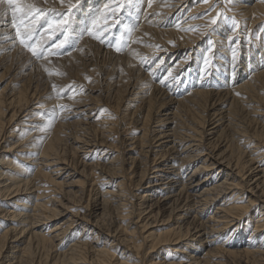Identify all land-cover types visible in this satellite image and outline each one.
I'll use <instances>...</instances> for the list:
<instances>
[{
    "label": "bare ground",
    "instance_id": "6f19581e",
    "mask_svg": "<svg viewBox=\"0 0 264 264\" xmlns=\"http://www.w3.org/2000/svg\"><path fill=\"white\" fill-rule=\"evenodd\" d=\"M84 1L73 39L39 57L0 4V264H264V0H207L203 22L187 11L200 0H115L114 16V0ZM217 12L239 28L211 25ZM94 16L104 43L80 37ZM76 67L85 85L62 75ZM165 214L175 225L154 234Z\"/></svg>",
    "mask_w": 264,
    "mask_h": 264
},
{
    "label": "rangeland",
    "instance_id": "374dc122",
    "mask_svg": "<svg viewBox=\"0 0 264 264\" xmlns=\"http://www.w3.org/2000/svg\"><path fill=\"white\" fill-rule=\"evenodd\" d=\"M28 1H30V2H28ZM33 1V2H32ZM25 0V2H28V3H34V5L36 6V7H39V8H41V9H52V8H55L56 9V7L55 6H51V4H52V2H50L51 4H49V1H46V0ZM36 1H37V3H36ZM43 1V2H42ZM48 2V3H47ZM40 3V4H39ZM42 3V4H41ZM83 4H86V2L84 1V0H82V2L80 3V5L78 6V8L77 9H79V8H81L82 6H83ZM47 5H50L49 7L47 6ZM192 7H194V8H196L193 12L194 13H192V16H195L196 17V19L197 20H199L200 22H203V16H205V14H207L209 11H210V9L208 8V5L207 4H205V2H204V0H200V1H197L196 3H193L192 5H190L189 7H188V9H187V11L189 10V9H191ZM76 9V10H77ZM75 10V11H76ZM62 11V10H61ZM64 11V10H63ZM74 11V12H75ZM73 12V13H74ZM19 16H21V15H17V20H16V22H17V24L18 25H20V24H25V23H29V18H26L25 19V17H23V16H21V17H19ZM24 21H23V20ZM117 18H115V20H116ZM20 20V21H19ZM27 22H26V21ZM21 21H23V23H21ZM110 21H112V20H110ZM20 23V24H19ZM33 24V25H32ZM31 24V26H33L34 27V29L32 30V36H31V39H30V41H29V43H30V45H34L35 46V48H37L38 46H40V47H42V48H40V49H46V48H49V47H51V46H56L57 44H59L60 43V41L61 40H63L64 39V37L62 36V35H60L59 34V32H53V30H51V29H47V31H45L44 33H42L41 35L42 36H39L37 39L36 38H34L33 37V32L37 29V32L36 33H38L39 32V30H41L42 28H44V26L46 25V22L44 21V18L43 17H41L40 18V20H38L36 23H32ZM112 25H115V23L114 24H111V26ZM238 25V28H239V23L237 24ZM112 31L113 30H115V28L114 27H112V28H110ZM50 31V32H49ZM259 31L261 32V30H257V31H255V33H253L254 31H252V34H251V32H250V34L248 35V36H250V38H248L250 41H249V43H251V38H252V35H254V34H257L258 33V36H260V33H259ZM68 32H69V29H68ZM71 34L72 33H69V35H68V40H67V42L68 41H71L72 39H73V36H71ZM246 36V35H245ZM32 37H33V39H32ZM45 39V40H44ZM47 39V40H46ZM37 40H40V42L39 41H37ZM36 41V42H35ZM32 42H34L33 44H31ZM38 42L40 43V44H38ZM36 43H37V45H36ZM97 44V43H96ZM95 44V45H96ZM91 44H89V46H90ZM95 45H91L90 46V50H91V52L95 49ZM98 45V44H97ZM96 45V46H97ZM65 46H66V44H65ZM64 46V47H65ZM94 46V47H93ZM94 48V49H93ZM243 47H239V49H240V51H241V49H242ZM39 49V50H40ZM58 50V48L56 47L54 50ZM93 49V50H92ZM26 51L27 52H29V50H28V48H26ZM94 53V52H93ZM93 53L91 54V56L93 55ZM242 53V52H241ZM56 54V55H55ZM54 55H53V58H52V56H50V58H49V62L51 63L50 65L51 66H53L52 68H53V70L51 69V71H53L54 73H59V72H56V71H58V70H56L55 68H59V66H58V64H59V61L57 62L56 60H58L59 58H61V57H59L60 56V54H58V53H55ZM65 54V53H64ZM209 54H211V53H209ZM53 59V60H52ZM2 63L0 64V91L6 86V84H10V83H8L9 82V80H10V78H11V72L10 71H7V70H4L5 69V66H3V63H4V60H2L1 61ZM83 62H84V64H83ZM87 63V64H86ZM88 63H89V65H88ZM154 63V62H153ZM49 65V67L51 68V66ZM82 67H81V66ZM88 65V66H87ZM77 66V65H76ZM97 63H95L93 60L91 61V62H85V60L84 61H82L81 62V64H80V62H79V65H78V67H80V71L82 70L83 72H85V74H86V72H88V70H91L92 68H94V70H97L96 68H97ZM42 68V67H41ZM41 68L39 69V71H38V75H40L41 74V76H42V73L44 72H47L46 71V69H43V71H40L41 70ZM85 68V69H84ZM88 68V69H87ZM47 70H48V68H47ZM54 70H56V71H54ZM65 70V69H64ZM71 69H67V72H66V70L62 73V75L64 74V76H65V78H69V83H72V82H79L80 84H83V85H85V83H83V82H81L79 79H77V78H75V74H76V71H79V69H77V67L76 68H74V71L73 72H71L70 71ZM50 72V71H49ZM71 72V73H70ZM96 74H94L93 73V76H90L91 77V79H93V77L95 76ZM40 76V77H41ZM69 76V77H68ZM74 76V77H73ZM74 78V79H73ZM95 78V77H94ZM101 83H99V86L98 85H96V89H98V90H96L95 91V94H98L99 93V91H102V89H101ZM98 86V87H97ZM94 94V95H95ZM99 101V102H98ZM97 103H99L98 105H102V106H104V107H106V105H108L110 102H109V100L108 99H106L105 97H104V95L103 94H101L100 95V97H99V99L97 100ZM172 108V105H164V107L161 109L162 110V113L163 112H169V110ZM169 109V110H168ZM37 121V120H36ZM15 124V123H14ZM126 144V143H125ZM4 144H2V146H3ZM3 148H0V157H2V156H4V157H9V155H8V152H1V150H2ZM126 149V148H125ZM125 153H126V151H124ZM125 155V154H124ZM124 158H126L125 156H124ZM87 161V160H86ZM116 163H118V159H116ZM199 164V162H196L195 164H192L190 167H189V169L187 170V172H186V174L189 172V171H191L195 166H197ZM80 163L77 165V167H78V170L80 169ZM126 167H129V165H125ZM185 174V175H186ZM73 179L74 180H78V181H81L82 180V178H81V176H79V175H73ZM134 179H135V177H134ZM76 185H80V183L78 182V183H76ZM146 184H144V186H145ZM94 195H91V201H93V197ZM93 197V198H92ZM221 200V199H220ZM219 202V201H218ZM83 203V204H82ZM80 204H81V206H84V201L82 200L81 202H80ZM217 204V203H216ZM216 204L214 205V206H216ZM92 205V202H90V205L89 206H91ZM59 210V214L61 215V214H65L64 215V217H61L60 215L56 218V219H54V220H52V221H50L49 222V224L47 223V227L48 226H51V225H54V224H56V223H58L59 221H61V220H63V219H65L66 217H67V212H65V210H62L61 208H58ZM88 209H90V207L88 208ZM148 209V208H147ZM62 218V219H61ZM189 220H191V217L189 218ZM175 225V222L174 221H172V219L170 218V219H168V217H167V214H165L164 215V217H162V218H158L157 220H156V222H154V223H152V230L155 232L154 234H156V233H159V232H161V231H163V230H165V229H168V228H171V227H173ZM79 229V228H78ZM248 233L249 232H247L246 234H245V237H244V239H247L248 238ZM229 234V233H228ZM233 237H230V239H232ZM149 249H146V251H148ZM5 253H9V251L8 252H5ZM155 253H160L161 255H162V253H163V251H161L160 249L159 250H157V252H155ZM170 253L171 254H176L177 252H171L170 251ZM156 257V254H154V255H152L151 257H149V258H147V260H149V259H154ZM1 261V260H0ZM146 264H148V263H146Z\"/></svg>",
    "mask_w": 264,
    "mask_h": 264
},
{
    "label": "snow or ice",
    "instance_id": "6c2138e0",
    "mask_svg": "<svg viewBox=\"0 0 264 264\" xmlns=\"http://www.w3.org/2000/svg\"><path fill=\"white\" fill-rule=\"evenodd\" d=\"M204 2L207 3V0H204ZM228 2L232 3L233 0H228ZM60 3L63 5L65 3V0H60ZM80 3H81V0H75V3H73L72 0H67V10L61 11L55 8L41 9L39 7H36L32 3L25 2V0H0V4L8 5V9L11 10L12 27L15 29V32H16V39L19 40L21 45L28 47L29 51H31L32 54L37 57L42 55V53L36 51L35 46L30 45L29 43L31 36H32L31 24L34 23L35 21L40 20V18L43 17L44 21L47 24L48 29L53 30V32H59V34L64 37V39L61 40L60 43L56 45L58 49H63L68 40V35H69L68 29H69V23L72 18V13L75 9L78 8ZM150 5H151V0H149V6ZM109 7H110L109 4L104 5L105 10L109 9ZM112 7H113V10L111 12V15L114 16L116 11L120 10L119 8L115 6V0H114V4ZM0 14H3V13H0ZM18 14L25 18H30L29 24L24 25L26 30L23 33L21 32V27L16 23ZM101 15H104V14L101 13ZM220 21H231V23L234 25L232 29L233 31H235L236 27H238L234 18L227 17L222 12H217L216 16L212 17L209 23L211 25H217L218 22ZM21 23H23V21H21ZM103 27L105 30L107 29V15H104ZM212 31H215V29L213 28ZM262 31H264V29H262ZM85 34L91 36L94 39L99 40L101 43H104L102 34L100 32V17L99 16H94L92 18L91 26L87 25L86 28H84L80 32V37H83V35ZM232 42H233V38L229 37V43L231 44ZM116 50L120 51L121 49L119 47H116ZM212 52H213V44H212V41L209 40V47L203 56V63L205 65H209L211 63V60L209 58V53H212ZM232 52H233V59H235V55H236L235 48L232 49ZM144 59L146 60L147 58H144ZM201 79H203V77H201ZM166 81H167V77H164L163 79L160 80L161 84L166 83ZM60 107L61 109H63L64 106H60ZM48 123L49 124L51 123V119L48 120Z\"/></svg>",
    "mask_w": 264,
    "mask_h": 264
}]
</instances>
